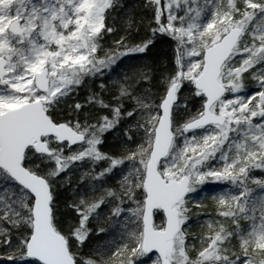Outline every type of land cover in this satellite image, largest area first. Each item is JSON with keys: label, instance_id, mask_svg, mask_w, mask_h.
I'll return each mask as SVG.
<instances>
[{"label": "snow or ice", "instance_id": "6c2138e0", "mask_svg": "<svg viewBox=\"0 0 264 264\" xmlns=\"http://www.w3.org/2000/svg\"><path fill=\"white\" fill-rule=\"evenodd\" d=\"M0 261L264 264V0H0Z\"/></svg>", "mask_w": 264, "mask_h": 264}, {"label": "trees", "instance_id": "16d2710c", "mask_svg": "<svg viewBox=\"0 0 264 264\" xmlns=\"http://www.w3.org/2000/svg\"><path fill=\"white\" fill-rule=\"evenodd\" d=\"M157 222H159V221L157 220ZM0 264H3V262H2V261H0Z\"/></svg>", "mask_w": 264, "mask_h": 264}]
</instances>
